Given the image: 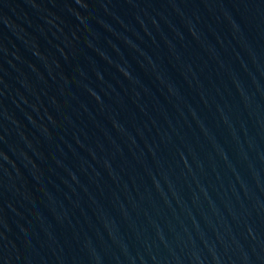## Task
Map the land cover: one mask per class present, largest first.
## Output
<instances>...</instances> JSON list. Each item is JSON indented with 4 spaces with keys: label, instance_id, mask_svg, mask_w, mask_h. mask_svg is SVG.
<instances>
[{
    "label": "water",
    "instance_id": "water-1",
    "mask_svg": "<svg viewBox=\"0 0 264 264\" xmlns=\"http://www.w3.org/2000/svg\"><path fill=\"white\" fill-rule=\"evenodd\" d=\"M0 264H264V0H0Z\"/></svg>",
    "mask_w": 264,
    "mask_h": 264
}]
</instances>
